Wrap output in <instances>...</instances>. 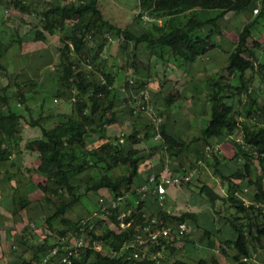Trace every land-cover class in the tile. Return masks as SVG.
<instances>
[{
  "label": "trees",
  "instance_id": "trees-1",
  "mask_svg": "<svg viewBox=\"0 0 264 264\" xmlns=\"http://www.w3.org/2000/svg\"><path fill=\"white\" fill-rule=\"evenodd\" d=\"M99 2L100 0H0V5L4 8L13 5L23 12L36 14L42 22L40 27H35L32 38L23 37L13 28L9 37L4 39L3 34L10 25L3 18L0 26V32L3 33H0L1 67L7 70L1 58L15 44L21 50L25 49L26 41L39 42L45 46L48 44V36L56 33L60 34L62 41L58 48L60 58L53 68L57 75L49 70L46 71L48 75L44 76V69L48 70L53 65V59L35 50L28 56H31L30 67L36 76L39 75V80L35 76L18 80L13 88L8 83L3 84L0 78V182H10L19 173L26 176V171L33 173L27 174L29 176L25 177L26 181L29 184L36 181L33 186L36 187L38 183L46 193L47 201H53L56 205L51 213L44 214L42 241L31 247L30 255L23 257L21 264L40 263L52 247L62 243L64 236L70 234L75 237L81 233L90 242V246L81 249L80 257L75 258L73 264H162L164 253L174 257L176 243L187 237L186 230L179 234L172 232L168 239H150L144 244L147 253L142 259L128 257L131 248L126 244L136 234L144 233L152 218L158 219L161 225L174 228L181 222L188 224L193 221L198 225V213L193 208L176 212L174 208L162 207L154 211L146 205L150 193L160 200L149 178L152 173L159 174L161 170L150 164V156L156 153L158 146L152 144L146 150L139 144L152 139L157 129L147 125L142 134L139 125L135 124L134 129L127 134L117 136L107 132L108 125L120 121L115 105L117 74L108 67L107 58L103 56L109 41L107 35L112 33L115 38L123 41L122 47L128 53L129 61L136 65L135 71L139 73L143 70L137 66L142 46L146 47L150 55L161 59L167 69L181 68L192 64L216 45L213 35L223 32L221 21L229 12H253L259 6L256 16L243 23L229 55L226 69L235 77L228 85L231 94L225 93V86L218 82L219 79L208 76V85L212 89L208 98L210 111L200 132L190 139L185 138L180 134L170 112H163L167 118L160 126L163 148L170 156L178 158L186 153L191 144L201 145L202 142L206 147H195L194 151L205 158L212 151L214 139L232 137V157L236 160L243 157V166L232 174H225L220 158L215 155L217 161L214 169L216 175L224 180L226 190L203 182L199 186V193L209 201L220 217L227 220L234 236L219 240L210 230L204 229L203 238L210 239L212 245L219 242L220 250L230 257L224 264H251L250 259L253 258L255 249L264 244V227H258L256 233L252 223V214L256 216L257 212L258 222L264 221L262 177L255 174L248 178L255 185L251 203L247 204L238 193L246 175L252 173L255 159L264 168V96L262 101L257 99V95L250 89V78L247 76L249 70L261 71L264 68V61H256V50L250 45V39L254 37L259 24L264 25V0H140L138 15L145 14L153 18L148 20L144 30L114 23L106 17ZM178 14H182L181 19ZM161 18L164 19L162 24L158 22ZM90 41L96 45L94 54L89 47ZM254 45L260 46V42L255 39ZM154 67L152 65V69ZM43 77L50 80L48 84ZM143 82L146 85V79ZM50 87L55 88L53 94L57 99L71 101L72 113L48 110H41L38 115L33 113L29 101L35 100L41 93V88L47 90L44 93L46 96L50 95ZM133 87L135 84L130 80L125 81L124 88L128 93L132 92ZM177 91L179 90H171L163 96L164 106H172L175 99L182 95H176ZM244 96L245 101L242 100ZM229 97L243 101L240 110L227 101ZM130 111L132 115L141 116V113H135L134 106H131ZM56 115L65 118L48 125L49 120ZM241 115L246 121L240 119ZM257 118L261 122L252 123ZM26 126L39 127L41 133L24 142ZM238 130L239 138L235 137ZM96 132L100 133V141L89 143L87 138ZM27 150L36 151L40 161L35 167L23 170L21 156ZM121 166L124 171L115 173L114 169ZM94 167L99 172L90 177V171ZM18 180L20 182L14 183L13 214L27 209L31 203V199L19 197L21 180ZM82 183L85 185L83 189ZM147 184L149 189L143 190L142 187ZM101 190L110 192L111 196L107 200L122 197L116 207H109L108 217L112 225L103 224V220H98L94 215L79 219L66 215L89 192ZM100 207L96 212L102 215ZM121 211H129L126 221L133 219L125 228H119L118 214ZM54 233L61 236L58 242L51 240L50 235ZM94 240L102 242L104 248H95L92 245ZM21 242L24 243L23 240ZM62 251L61 248L60 252ZM211 259L214 264H219L217 256ZM211 259L200 258L192 263L174 257L170 262L167 260L166 264H209ZM52 261H57V258L51 257L43 264H51Z\"/></svg>",
  "mask_w": 264,
  "mask_h": 264
},
{
  "label": "rangeland",
  "instance_id": "rangeland-1",
  "mask_svg": "<svg viewBox=\"0 0 264 264\" xmlns=\"http://www.w3.org/2000/svg\"><path fill=\"white\" fill-rule=\"evenodd\" d=\"M99 3L103 8L106 17L110 18L111 21L132 29L144 30L146 27L145 25L149 22V17H151L145 14H143V16L138 15L140 12V0H100ZM257 12L258 11L255 10H253V12H229L221 21L223 32L218 35H213L216 45L207 53L198 57L192 64H187L181 68L167 69L161 59L157 60L154 55H150L146 47L142 46L140 53H138L139 61L137 66L143 70L139 73L135 71L136 65L129 61L128 53L123 49V41L118 37L115 38L112 33L107 35L109 41L104 48L103 56H106L107 58L108 67L117 74V81L115 83L117 88L115 105L116 109H118L120 120L119 123L108 125L107 132L110 135L117 136L122 135L123 133L127 134L134 129L136 124V126L139 125L142 134H144L145 126H152L154 129H157L156 131L154 130L156 134H154L152 139H149L148 142L144 141L139 144L141 148H145L146 150H149L148 147L152 144L158 146L156 153H154L153 156H150V164L158 166L163 173L180 176L186 174L190 175L189 183L184 181L180 184L170 185L172 192L163 199H152L154 198V194L150 193L147 198V200L152 199L150 203L159 202L162 206L164 205L167 208H175L174 210L176 212L181 211L183 208L199 209L198 211L201 212V221L206 219L210 220L209 214L205 212V206L209 203H206L204 197L199 193V186L203 182L208 183L207 181H209L212 176H217L214 169L215 162L217 161L215 155L220 158V164L222 165L225 174H232L236 169H239L240 166H243L245 160L243 157L237 160L232 157L234 147H232L233 144L230 141L232 138L231 136L214 139V146H211L212 151L210 150L211 152L207 154L208 156L205 158H201L199 154L194 151L195 147L200 149L203 147L205 148L206 146L203 142L201 145H199L200 143L191 144L186 153L179 158L170 156L165 148H163V138L161 137L160 126L165 121V118H167L163 112H170L172 119L176 120L177 128L182 136L190 139L200 132L209 117L210 111L208 98H210L212 89L208 85V76L219 79L218 82H221L222 85L225 86V93L231 94L228 85L234 81L235 77L228 69H226L229 55L235 46L238 32L243 26V23L256 16ZM177 16L181 19L182 14H178ZM3 18H5V22L10 25V27L4 32L5 35L0 32L3 34L4 39L9 37L10 31L13 28L17 29L19 34L23 37L32 38L35 27H40L42 23L40 17L36 16V14L23 12L13 5L6 6L5 8L0 5V26H2ZM254 34V37L250 39V45L256 50V55L258 56L256 61H264V25L259 24ZM255 39L260 42V46L254 45ZM42 45L43 44H40L39 42L26 41L24 43L25 49L23 50L19 48L18 44L10 47L6 55L1 58L7 68L6 70L0 66L1 82L3 84L8 83L11 87L15 88V84L18 80L23 81L28 78H33L34 76L39 80V75L36 76L33 69L30 67L31 56H28L29 53L35 50V52H39L40 54L49 56L53 59V65L48 70L44 69V76L46 77V75H48L46 71L49 70L55 72L54 75H57V72L54 71L53 68L60 58L58 49L62 45L60 34H50L48 36V44L45 46ZM89 47L91 48V53L94 54L96 45L93 41L89 42ZM152 65L155 66L153 68L155 70L152 69ZM148 68L151 69L152 72ZM247 76L250 78L249 82L251 91L257 95L259 101H262L264 96V68L261 71L249 70ZM131 77H134L135 84V87L131 90L132 94L128 93L124 88L125 81L129 80ZM145 79L147 81L146 85L143 82ZM44 80L47 84L50 81L47 78ZM169 86H172V88L174 86L173 91L176 90V87H179V91L176 92V95H182L175 99L172 106L167 107L166 104L164 106L165 100H163L162 95H159L156 91L161 89L163 94H166L170 90ZM54 90L55 88L50 87L48 89L50 95L46 96L44 93L47 90L41 88V93H39L35 100L29 101L35 115H38L41 110H48L55 113H58L59 111L66 113L73 112L71 101L61 100L60 98L57 99L56 95L53 94ZM145 94H148V97H145ZM242 100L245 101L246 96H244ZM227 101L235 104L237 110L241 109L243 101L240 102L238 98L229 97ZM131 106H134L135 109H137V112L135 113L139 112L141 113V116H139V114L132 115L130 113ZM20 107L22 108V106ZM56 117L58 116L56 115L52 120L50 119L47 124L53 125L54 123H57V121L65 118V116ZM240 119L246 121L243 115L240 116ZM253 122L259 124L261 121L257 118L253 119L252 123ZM40 132V128L33 129L31 126H26L24 130V142L29 138L37 136ZM99 135L100 133L96 132L89 136L87 138L89 143H97L100 141ZM235 137H240L239 130L235 133ZM25 156H27V159L22 163L23 170H28L27 167H33L34 164L36 165L38 163L37 160H39V156L33 153V151H25ZM252 165L254 166L252 168V173L246 175V178L241 183L242 189L238 193L239 196L244 198L247 204L252 202V196L255 190V185L251 184L248 178L254 177L255 174L260 175L262 177V182L264 183V168L261 167L257 159L253 161ZM123 171L124 168L122 166L114 169L115 173ZM27 172L28 171H26V176H24L23 173H19L17 177L20 176V178L16 177L10 182H5V187L1 184L0 191H4L8 197L14 196L15 184L20 182L18 179L21 180V184L19 185L21 187L19 197L22 196L25 199H31L28 210L30 209L31 214L33 213L32 217L35 224L33 227L29 228V232H32L33 234L34 245L35 243L42 241L41 237L44 234L42 232L44 227V214L51 213L56 209V205L53 201H47L46 193H44L41 186H38V183L36 187L33 186L36 181L31 184L26 181L25 177L29 176L27 174H33ZM98 172L99 169L94 167L91 169L89 176H96ZM36 178H38V176ZM220 180L222 181V185L225 186L223 189V191H225L226 185L224 180L221 178ZM81 186L83 189L85 186L84 183H82ZM27 187L31 189L28 190ZM110 196L108 190H101L99 192L91 191L88 195L83 197L82 201L75 205L73 209H70L66 215L73 219L86 218L94 215L95 217H98V220H103V224L109 223L112 225V222L106 214L100 215L99 213H95L97 208L100 207L99 198H108ZM256 214V216L259 215L258 212ZM217 216L219 217V214L216 211L215 217ZM256 216L254 213L252 214L253 230L257 233L258 227H264V221H261L262 223L258 222L260 220ZM221 219L223 218L221 217ZM48 232L49 230L47 233ZM50 236L52 242H58L61 238L57 233ZM66 236L71 242L76 239L75 237H71L70 234H67ZM198 238V234L196 233L195 236L186 238V240L182 242V245H177L176 243L177 248L174 250V257H182L187 261L196 263L201 257L209 256L211 251L206 249ZM262 241L264 243V238ZM257 244L258 243L256 242V245ZM23 250L24 249L19 250L18 252L25 253L26 255L29 254V252L25 250L23 252ZM256 251H258L257 255L255 253ZM228 252L231 253V250H228ZM254 253L253 258L250 259L251 264H264V244L263 246H258ZM216 254L219 255L223 264L230 260L229 255L224 254L222 250H219ZM174 257L172 258L170 257V254L168 256V253H164L161 262L162 264H166L167 260L170 262Z\"/></svg>",
  "mask_w": 264,
  "mask_h": 264
},
{
  "label": "crops",
  "instance_id": "crops-1",
  "mask_svg": "<svg viewBox=\"0 0 264 264\" xmlns=\"http://www.w3.org/2000/svg\"><path fill=\"white\" fill-rule=\"evenodd\" d=\"M150 20H152V19H150ZM163 20L164 19H162V18L158 19V22H160L162 24ZM157 60H160V59L157 58ZM169 87H170L169 91L173 90V88H174V86H173V88H172V86H169ZM175 89L179 90V87H176ZM156 93H158L159 95H162V98L164 95L167 94V93L163 94L161 89H158L156 91ZM34 128H39V127H33V129ZM40 133H38V134H40ZM33 153L37 154L36 151H33ZM26 159H27V156H25V153H24L21 156V162L24 163V161ZM39 161H40V157H39V160H37V162H39ZM36 165L34 164L33 166L35 167ZM156 167H158V166H156ZM207 182L210 185H214L217 188H221V190H223L225 187L222 185V183H221L222 181L220 180V178L218 176H212L209 179V181H207ZM1 184L3 185V187H5L6 183L4 181L0 182V188H1ZM171 186L168 187L166 196H168V194L169 195L171 194V192H172L170 189ZM152 199H156V198L154 197ZM152 199H149V200L146 199V205L151 210L157 211L158 209H160L162 207H166L164 205L162 206L161 203H159V202L150 203V201ZM204 200L206 201V203H209V201L206 200L205 198H204ZM209 204L205 206V212H207L209 214L210 220L206 219L204 221L203 220L201 221V219H200L201 212L198 211L199 209L196 210L193 208L198 213L197 223L199 226L195 222L190 221L187 224L188 229L186 230V233H187L186 238H189L190 236H195V234L197 233L198 237H199L198 239H200V241L206 247V249H209L211 251V252L209 251L210 252L209 256H205V257H201V258L211 259L213 256H217L218 262L220 264V263H222V261L220 260L219 255L216 254V252H218L220 250L219 242H217L215 245H212L210 242V239L203 238V231H204V229L210 230L212 233H214L217 236V239H219V240L220 239L223 240V239H226L228 237H233L234 232L231 229L230 224L227 222V220L225 218L222 217L223 219H221L220 216L215 217L216 210L214 208H212L211 205L209 206ZM12 205H13V196L8 197V195L5 194L4 191H0V264H21L23 257L30 255L31 247L33 246V243H34L33 242V234H32V232H29V228L33 227V225L35 224L33 222V217H32L33 213L31 214L30 209L28 210L29 207H27V209L26 208L22 209V211H20L18 214H13ZM184 209L185 208H183L181 211H183ZM178 212H180V211H178ZM24 234H26V236H24ZM22 236H24V237H22ZM186 238L184 240H186ZM21 240H23L24 243H22ZM184 240L177 241V245H182L183 244L182 242H184ZM22 249L29 252V254L26 255L25 253L24 254L19 253L18 251L22 250ZM24 250H23V252H24ZM255 253L257 255L258 251H256ZM181 259H183V258L181 257ZM184 260H186V259L184 258ZM211 261L209 262V264H214L212 259H211ZM257 261L260 262L259 260H257Z\"/></svg>",
  "mask_w": 264,
  "mask_h": 264
},
{
  "label": "built area",
  "instance_id": "built-area-1",
  "mask_svg": "<svg viewBox=\"0 0 264 264\" xmlns=\"http://www.w3.org/2000/svg\"><path fill=\"white\" fill-rule=\"evenodd\" d=\"M255 11H258V8H254ZM152 19V17H149ZM131 83H134V78L131 77L130 79ZM145 97H148V94H145ZM135 112H137V109H135ZM149 182L154 184V191L158 195L159 199H163L166 194L168 187L173 184H180L184 181L190 180V175L186 174L184 176L180 175H174V174H168L163 173L162 171L159 174L152 173L149 178ZM143 190H148L149 185H145L142 187ZM109 198V197H108ZM122 199L121 196H119L117 199H109L105 197L100 198V203L103 214H106L107 216L110 215V209L109 207H116L119 203V201ZM97 213V212H96ZM130 215L129 211L124 212L121 211L118 214V219L120 221V227L119 228H125L127 227L131 221H126V216ZM152 224V226H151ZM151 224L146 226L143 232L144 233H138L134 237V239L126 244L127 247H130V254L128 257H134L137 259H142L146 256V246L144 245L147 243L150 239H158V238H165L168 239L172 232H175L176 234H179L185 230L188 229V225L186 222H181L178 224V226L172 228L170 226L161 225L160 221L156 219L155 217L152 218ZM67 236L63 237L62 243L59 245H55V247H52L44 257L43 260L40 263L37 264H43L45 262H48L51 257L57 258V261H52L51 264H73L75 258L80 257V252L82 248H86L87 246H90V242L85 238L84 234H79L75 236L76 239L74 241H68ZM92 245L97 249H103L104 245L102 242L94 240ZM61 248L63 249L62 252Z\"/></svg>",
  "mask_w": 264,
  "mask_h": 264
},
{
  "label": "clouds",
  "instance_id": "clouds-1",
  "mask_svg": "<svg viewBox=\"0 0 264 264\" xmlns=\"http://www.w3.org/2000/svg\"><path fill=\"white\" fill-rule=\"evenodd\" d=\"M150 19V18H149ZM153 19V18H152ZM134 78V77H133ZM134 84V83H133Z\"/></svg>",
  "mask_w": 264,
  "mask_h": 264
}]
</instances>
